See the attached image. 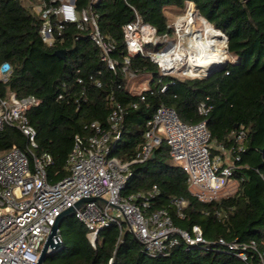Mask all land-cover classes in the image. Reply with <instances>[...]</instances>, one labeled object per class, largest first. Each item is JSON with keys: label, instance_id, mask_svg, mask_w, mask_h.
<instances>
[{"label": "trees", "instance_id": "1", "mask_svg": "<svg viewBox=\"0 0 264 264\" xmlns=\"http://www.w3.org/2000/svg\"><path fill=\"white\" fill-rule=\"evenodd\" d=\"M42 1L50 4L53 0ZM90 1L75 0L76 9L90 8L97 16L101 34L116 44L114 57L120 65L127 54L123 25L138 15L158 36L174 38L166 9L183 10L189 2L200 17L227 37L225 49L234 60L209 77H188L163 75L150 58L131 57L129 69L150 77L142 101L130 90L131 79L121 66L113 72L101 61L89 29L80 31L69 24L62 31V42L49 47L38 36L39 16L30 15L16 0H0V64L8 62L12 69L9 81L0 83V96L13 92L19 98L31 95L40 100L27 119L36 131L34 153L52 158L48 182L67 176L65 165L75 136L88 135L87 126L93 121L106 126L112 95L125 115L121 138L111 156L125 163L133 161L146 122L159 105L173 109L181 122L197 124L201 121L197 106L203 101L210 107L206 125L215 144L229 148L231 133L246 131L234 174L239 186L232 196L199 202L190 195L187 175L173 162L163 142L155 148L153 158L130 165L122 195L146 193L155 185L159 194L150 201L151 209H166L173 225L191 237L193 227H199L205 243L190 245L179 240L166 254L152 257L128 230L112 225L98 232L92 247L87 229L73 215L62 221L61 246L43 264H109L110 260V264H264V0H99L94 5ZM162 46L147 48L158 52ZM57 49L66 51L64 59L53 55ZM95 81L100 82L99 87ZM12 148L26 151V138L5 126L0 152ZM174 199L186 202L183 217L172 205ZM219 239L254 241L256 251H248L243 261L219 245Z\"/></svg>", "mask_w": 264, "mask_h": 264}, {"label": "built area", "instance_id": "2", "mask_svg": "<svg viewBox=\"0 0 264 264\" xmlns=\"http://www.w3.org/2000/svg\"><path fill=\"white\" fill-rule=\"evenodd\" d=\"M16 1L30 15L39 16L38 36L45 45L54 47L61 43L62 31L69 24H74L80 31L89 29L88 36L100 51V59L107 69L114 72L121 66L122 72L131 80L138 76L129 69L130 58L136 55L150 58L163 75L182 70V67L165 70L155 57L163 56L169 48L175 51L180 47L188 48L189 43L183 44L184 40L188 38L190 42L200 30L196 27V19L200 15L192 2L187 3L184 15L172 25L177 43L165 35L158 36L153 26L135 15L134 20L122 27L127 54L120 65L114 57L115 42L101 34L97 16L90 8L78 11L75 0H53L50 4L42 0L36 3ZM98 1L91 0L90 3L94 5ZM158 45L164 46L158 52L147 48ZM11 73L10 64L1 63L0 83H7ZM183 73L189 75L184 69ZM95 85L99 87L100 82L95 81ZM165 88L163 86L161 91ZM147 89L138 93L140 100H144L142 92ZM109 101L112 108L106 126L93 121L87 126L90 130L88 135L75 136L66 160L67 176L56 183H49L47 168L52 164V158L47 153H34L37 148L36 131L27 119V113L38 106L40 100L31 95L19 98L13 92L0 96V135L8 126L20 132L27 142L26 151L12 148L0 152V264H37L51 227L57 217L69 208L75 209L74 216L87 229V238L88 234L92 235L91 239L88 238L92 247H95L98 232L112 225L120 231L128 230L141 244L144 253L152 257L166 254L179 240L190 245L205 243L199 227H193L191 237L173 225L166 209H151L150 201L159 194L155 185L146 193L122 195L131 174L130 165L151 158L155 148L164 142L173 162L187 175L190 195L201 203H210L220 196L229 197L236 192L239 180L234 174L239 169L236 162L244 151L246 131L232 132L233 144L225 148L211 140L206 125L210 107L205 102L197 106L201 117L197 124H185L173 109L159 105L146 122L143 141L133 161L125 163L111 156L121 138L125 110L112 95ZM234 186L235 191L231 194ZM82 199L88 201L76 208ZM172 205L183 217L182 209L186 202L174 199ZM54 241L61 243L60 236ZM217 243L243 261L247 260L248 251H256L254 241L227 243L219 239ZM55 251L51 249L50 253Z\"/></svg>", "mask_w": 264, "mask_h": 264}, {"label": "bare ground", "instance_id": "3", "mask_svg": "<svg viewBox=\"0 0 264 264\" xmlns=\"http://www.w3.org/2000/svg\"><path fill=\"white\" fill-rule=\"evenodd\" d=\"M203 34L190 39L189 47H180L177 51L169 48L163 56L157 55L155 58L165 70L183 68L185 73L191 71V76L205 74L209 69L220 66L224 63L226 55L219 48V44L225 42L220 33L214 30L206 21L202 19ZM186 64V65H185Z\"/></svg>", "mask_w": 264, "mask_h": 264}, {"label": "water", "instance_id": "4", "mask_svg": "<svg viewBox=\"0 0 264 264\" xmlns=\"http://www.w3.org/2000/svg\"><path fill=\"white\" fill-rule=\"evenodd\" d=\"M203 20L206 21L205 19H203ZM214 30H216V29H214ZM221 37H223L225 42H227V37L223 33H221ZM65 54H66V51L64 49H57L53 52V55L56 56L57 58H60V59H64ZM224 64L225 63L221 64L220 66H216V67L209 69L205 74L196 75V76H198V77H209L212 73L221 69L224 66ZM235 127H237V126H235ZM153 157H154V153L152 154L151 158H153ZM89 200H92V199H89ZM85 201H88V200L87 199L80 200L75 205V207L79 208ZM74 211H75L74 208H69V209L65 210L64 212H62L57 217L54 225L50 229V233L48 234V236H47V238H46V240H45V242H44V244L40 250V254H39L37 264H43L46 257L50 254V250L51 249L57 250L61 246V243L55 242L54 240L56 239L57 236H60V227H61L62 221L67 217H72L74 215ZM91 237H92V235L88 234V238L91 239Z\"/></svg>", "mask_w": 264, "mask_h": 264}, {"label": "rangeland", "instance_id": "5", "mask_svg": "<svg viewBox=\"0 0 264 264\" xmlns=\"http://www.w3.org/2000/svg\"><path fill=\"white\" fill-rule=\"evenodd\" d=\"M184 13H185V8L183 9V10H178V9H176V8H172V9H166V14H167V16H168V18H169V20H170V22H171V24L173 25V23H174V21H176L179 17H181L182 15H184ZM202 17H200V16H198L197 17V19H196V27H197V29H200V30H202L203 31V23H202ZM210 25V24H209ZM200 34H203L202 32H199ZM168 40H171V41H173V42H175V43H177L178 41H177V39L174 37V38H172V36H169L168 38H167ZM189 43V40H188V38H186L185 40H184V42H183V44H188ZM163 44H165V43H163ZM224 44H226V42H224V43H222V44H219V48L222 50V52H223V54L224 55H226V58L224 59V63H226V62H228V61H233L234 60V58L233 57H231L229 54H228V52H225L224 50H226L225 49V45ZM164 48V46H162V49ZM161 49V50H162ZM185 72H186V70H185ZM187 72H189V74H191L192 72L191 71H187ZM171 75H175V76H188V77H198V76H189V75H186V74H184L183 73V69L182 70H180V71H178V72H176V73H173V74H171ZM149 76L148 75H140V76H137L135 79H132L131 81H130V85H131V87H130V90L132 91V92H135V93H139L140 91H142L144 88H147L148 87V81H149ZM231 181H233V179H231ZM235 186L233 187V188H231V190L232 191H230V193L231 194H233L234 193V191H235ZM230 190V189H229ZM227 193H229V191H227ZM222 197H224V196H220V198H222ZM226 197V196H225ZM224 197V198H225Z\"/></svg>", "mask_w": 264, "mask_h": 264}, {"label": "crops", "instance_id": "6", "mask_svg": "<svg viewBox=\"0 0 264 264\" xmlns=\"http://www.w3.org/2000/svg\"><path fill=\"white\" fill-rule=\"evenodd\" d=\"M172 8H174V7H171L170 9H172ZM215 143V142H214ZM217 145V144H216Z\"/></svg>", "mask_w": 264, "mask_h": 264}]
</instances>
